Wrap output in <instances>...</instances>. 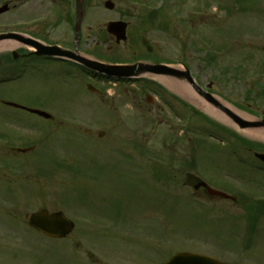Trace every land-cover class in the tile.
I'll return each instance as SVG.
<instances>
[{"label": "rangeland", "instance_id": "obj_1", "mask_svg": "<svg viewBox=\"0 0 264 264\" xmlns=\"http://www.w3.org/2000/svg\"><path fill=\"white\" fill-rule=\"evenodd\" d=\"M107 1L115 3L113 10L105 8ZM85 2L88 54L121 63L148 58L138 40L145 27L156 58L182 60L202 87H211L240 117L264 119V0ZM14 5L0 15V31L17 21ZM117 20L129 23V40L120 46L106 32L107 23ZM17 64L0 53V81L14 79ZM55 81L60 84L58 78L35 75L0 84L1 264H40L38 257L43 264H80L78 248L77 258L62 249L73 242H82L87 264H164L180 252L227 264H264V165L254 158L264 148L243 147L237 136L202 117L187 127L143 83L130 91L107 87L98 96L86 90L72 94ZM7 101L42 109L56 122L7 108ZM176 105L183 118L194 117L189 107ZM212 119L264 145L258 134L264 128L240 130L228 118L227 124ZM214 129L223 143L209 136ZM99 132L106 137L99 139ZM27 146L34 148L25 154L12 149ZM188 174L236 202L196 192L193 181L185 180ZM251 204L263 207L254 230L248 225V239ZM43 208L75 221L68 240L58 242L28 227L27 217Z\"/></svg>", "mask_w": 264, "mask_h": 264}, {"label": "flooded vegetation", "instance_id": "obj_2", "mask_svg": "<svg viewBox=\"0 0 264 264\" xmlns=\"http://www.w3.org/2000/svg\"><path fill=\"white\" fill-rule=\"evenodd\" d=\"M83 3L85 0H82ZM74 4L75 12L72 13V5ZM17 12V21L15 22L14 29H11L9 25L4 24L5 29L0 31L1 33H15L17 38V54L14 55L12 52L7 54L8 58L16 61L18 63L19 71L17 73L18 80H24L25 78H35V75L42 76L49 80V76L54 79H59L60 84L56 85L60 89L68 90L72 94L80 95V93L85 90L88 93L93 95H103L107 91V86H105L104 76L100 74L93 73L85 66L79 63V58L87 57L92 58L97 61H104L97 56V54H88V35H87V18L86 14H83L82 20L79 25V33L76 34L77 24L79 21L77 13V2L76 0H16V5L13 6ZM11 29V30H9ZM128 35V33H127ZM58 36V37H57ZM128 37V36H127ZM55 40H54V39ZM129 40V37L127 41ZM41 43L46 46L59 47L64 51L72 53L73 56H57V57H48L40 56L37 54V50L34 47H37L35 43ZM111 42H114L115 46H120L116 44L114 38L111 37ZM127 43V42H126ZM146 52L148 53V58H140L139 62H146L150 64H166L174 65L173 62H161L160 58H156L154 50L152 47L146 46ZM137 61V60H136ZM135 62V61H133ZM133 62L128 63H119L122 65H129ZM152 77H140L131 80H117V88L125 87V91L133 90V87H136L138 83H143V85H148L147 90L152 92L155 98L160 101V103L168 109L171 115L175 118L178 117L179 112L183 109H179L176 104L186 106V103L183 98L175 93L162 92V85L155 81H148L146 79H151ZM150 105L153 104V98H150ZM21 105V104H20ZM24 109L21 108H11L15 111H26L29 107L21 105ZM185 108V107H184ZM186 109V108H185ZM49 113V112H48ZM49 119L40 118L43 121L49 123H55V117L50 114ZM128 129L130 127H127ZM104 133V134H103ZM91 136L92 132H88ZM99 137L104 139L106 137L105 132H99ZM131 138V137H130ZM134 139V138H133ZM165 141V140H164ZM166 146V141L164 142ZM28 150L34 148L33 146H27ZM13 152L16 154L22 153L19 148H12ZM162 155V152H161ZM127 160H132L134 158L127 157ZM164 158V157H163ZM162 158V159H163ZM161 159V160H162ZM129 160V161H130ZM161 176L165 175V169H161ZM189 181H193V187L196 189L197 180L195 177L187 176ZM205 191L203 188L198 189L197 191ZM256 208V206H248L246 209ZM6 227V226H5ZM75 232V230H74ZM73 232V233H74ZM72 233V234H73ZM71 234V235H72ZM70 237V236H69ZM67 237L64 240H68ZM73 245L69 248H62L69 252L73 258H77V253H75V248L79 250L80 256L78 260L80 264H87V252L84 247H82V242L72 243ZM78 244V245H77ZM62 246V245H61ZM76 246V247H75ZM40 248H37V250ZM41 252H43L41 250ZM34 261H41L40 264H43V259L39 258ZM76 263V261H75ZM74 263V264H75Z\"/></svg>", "mask_w": 264, "mask_h": 264}, {"label": "water", "instance_id": "obj_3", "mask_svg": "<svg viewBox=\"0 0 264 264\" xmlns=\"http://www.w3.org/2000/svg\"><path fill=\"white\" fill-rule=\"evenodd\" d=\"M80 2V1H79ZM80 4V3H79ZM81 6V5H80ZM106 8L112 10L114 4L112 2L106 3ZM7 10V6L0 10L3 13ZM127 25L121 22H115L108 24V32L117 38V42L126 40ZM9 39H16L15 34L0 35V42ZM40 55L57 56V55H70L68 52L62 51L60 48L46 47L37 45ZM80 62L91 70L101 72L108 77L118 78H131L138 77L142 73L150 71L157 75L172 76L185 79L199 94L206 96L207 99L216 108L220 109L227 117H229L240 129H259L264 128V120L259 122L247 121L236 113L225 107L219 100L210 94H205L201 88L193 80L190 71H178L167 66L157 65L150 66L142 63L132 66H114L98 63L89 59L81 58ZM33 113L48 117L47 114L39 111H33ZM260 160L264 162V155H256ZM207 187L206 185H204ZM209 193L212 196L220 197L223 199H231L226 194L213 191L209 189ZM29 224L31 227L39 230L40 232L56 238L66 237L74 228V224L69 221L62 212L50 214L47 210H41L32 214L29 217ZM166 264H224L211 257L193 254V253H181L174 256Z\"/></svg>", "mask_w": 264, "mask_h": 264}, {"label": "bare ground", "instance_id": "obj_4", "mask_svg": "<svg viewBox=\"0 0 264 264\" xmlns=\"http://www.w3.org/2000/svg\"><path fill=\"white\" fill-rule=\"evenodd\" d=\"M17 45L15 42L12 41H5L0 43V51H6V49H11L15 48ZM164 83L169 86L173 91L183 95L186 97L188 100H190L195 106L199 107L201 110L207 112L209 115L212 117L217 118L220 120L222 123L227 124L226 118H224L221 114H218L215 112L212 108L209 106L205 105L201 100L197 99V97L189 91V88L183 84V83H176L170 80H163ZM230 109H232L230 106H228ZM233 110V109H232ZM260 136L264 137L263 132L258 133Z\"/></svg>", "mask_w": 264, "mask_h": 264}, {"label": "trees", "instance_id": "obj_5", "mask_svg": "<svg viewBox=\"0 0 264 264\" xmlns=\"http://www.w3.org/2000/svg\"><path fill=\"white\" fill-rule=\"evenodd\" d=\"M243 141H244V140H243ZM244 143H245L246 145H248V146L254 147L253 144H251V143H249V142H247V141H244Z\"/></svg>", "mask_w": 264, "mask_h": 264}]
</instances>
